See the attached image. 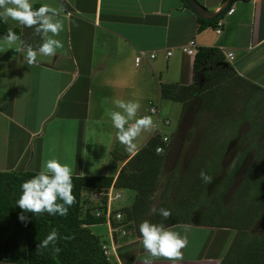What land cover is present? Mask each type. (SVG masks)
Wrapping results in <instances>:
<instances>
[{
	"label": "crops",
	"instance_id": "0c3cea01",
	"mask_svg": "<svg viewBox=\"0 0 264 264\" xmlns=\"http://www.w3.org/2000/svg\"><path fill=\"white\" fill-rule=\"evenodd\" d=\"M197 1L208 10L218 9L222 3V0ZM31 3L33 10L48 4L59 11L62 6L57 18L63 21L64 30L55 38L63 43V49H58L53 57L38 53L39 62L28 64L24 45L30 44L38 51L44 42L42 35L7 20L10 28L18 30L23 43L18 42L11 49L0 46V171H41L43 137L39 136V130L46 124L47 135L54 134V151L46 156L48 160L67 164L72 175H93L104 156L111 169L106 174H96L114 177L135 152L120 143L106 110H119L113 103L115 100L139 101L142 107L138 118L142 114L151 116L162 132L160 118L168 114L169 104L162 102L159 84L192 82L193 55L182 51L189 40L194 41L195 47H216L236 75L264 89V0L232 3L230 14L219 19L218 33L215 25L198 30L196 16L182 0H31ZM5 35L0 33V37ZM138 50L155 55L144 56L135 66ZM227 52L231 53V59ZM203 81L201 78L198 82L201 85ZM151 104L158 108L157 121L153 114L147 113ZM179 107L175 113H180ZM112 128L115 134L106 133L101 146L91 142V138L101 136L102 129L111 132ZM175 131L165 134L172 135ZM149 136L150 132H145L135 141L138 149ZM120 144L122 151H115L113 160L106 162L109 152L114 150L112 146ZM31 150L33 154L29 153ZM121 153H125L123 157ZM133 196L134 191L126 189L124 198L117 199L121 203L115 200L112 204L118 209L129 206ZM166 228L187 236L183 259L177 264H220L235 232L229 227L185 223ZM146 257L151 258L143 248L142 237L132 231L117 239L111 259L116 264H143ZM151 259L152 264H173L164 258Z\"/></svg>",
	"mask_w": 264,
	"mask_h": 264
},
{
	"label": "trees",
	"instance_id": "16d2710c",
	"mask_svg": "<svg viewBox=\"0 0 264 264\" xmlns=\"http://www.w3.org/2000/svg\"><path fill=\"white\" fill-rule=\"evenodd\" d=\"M235 1L247 0H231L229 7ZM221 16L212 21L196 16L197 29L213 27ZM9 30L18 35L16 28L0 20V33L7 35ZM191 70V83H160L159 96L180 103L179 121L195 103L199 114L209 115L208 127L213 122L218 128L229 126L233 161L221 168L229 144L224 140V130H214L216 138L209 141L213 138L210 129L200 137L198 152L191 155L182 173L165 172L166 151L172 140L163 145L160 134H152L114 177L72 175L76 203L67 216L25 213L28 222L18 219L21 209L17 201L21 185L39 172L0 171V262L116 264L113 259H106L101 249L103 241L88 228L104 223L103 216L91 212L103 206L104 197L94 202L87 198L88 194L104 191L112 183L116 188L134 191L130 205L119 210L135 236H141L139 225L144 220L163 223L165 227L176 223L229 227L234 229V237L220 264H227L231 256L230 264H264V89L236 75L216 47L196 46ZM201 78L204 81L200 85ZM242 123L247 124V129L236 134ZM158 145L163 147L161 152L155 151ZM110 153L114 156L113 151ZM124 154L121 153L122 157ZM202 170L212 177V183L218 176L216 191L209 189L212 183L202 181ZM209 203H214L215 208L208 207L212 206ZM153 208L169 209L172 215L164 220L158 212L153 214ZM53 229L60 234L55 245L59 253L54 252L51 244L37 250V245ZM66 236L71 239L65 240Z\"/></svg>",
	"mask_w": 264,
	"mask_h": 264
},
{
	"label": "clouds",
	"instance_id": "9594fccd",
	"mask_svg": "<svg viewBox=\"0 0 264 264\" xmlns=\"http://www.w3.org/2000/svg\"><path fill=\"white\" fill-rule=\"evenodd\" d=\"M63 11L61 6L58 11L48 4L33 10L31 0H0V20L7 22L8 19L18 22L26 28L34 29L36 34L42 35L44 42L39 45L38 51L32 45H24L26 49L25 59L28 64H37L38 53L40 56H56L58 49H63V43L56 39L64 30V23L57 17ZM51 34V35H49ZM18 42L23 43L21 37L12 30L7 35L0 37V46H7L11 49ZM117 110L107 109L105 115L110 118L113 126L117 129L118 140L130 152L138 151L135 141L145 132L153 131L157 125L153 118L144 115L138 118L141 109L139 101H113ZM162 149H157V152ZM200 178L206 184L212 183V177L205 171H201ZM72 169L67 164H61L57 159H50L42 165L38 175L25 181L21 185V195L17 206L21 209L18 219L21 222H28L25 213L41 215L47 213L55 216H67L69 208L76 203L73 195ZM58 201H62L58 202ZM153 214L159 213L164 220L171 217L169 209H152ZM139 232L142 237L143 248L151 258H164L177 264L183 259L182 249L187 246V236H181L166 228L163 223L155 224L144 220L139 225ZM60 239V234L53 229L52 232L37 245V250L47 248L50 244L54 252L59 253L60 249L55 247ZM65 240L71 237H64ZM146 257L143 264H152V259Z\"/></svg>",
	"mask_w": 264,
	"mask_h": 264
},
{
	"label": "rangeland",
	"instance_id": "374dc122",
	"mask_svg": "<svg viewBox=\"0 0 264 264\" xmlns=\"http://www.w3.org/2000/svg\"><path fill=\"white\" fill-rule=\"evenodd\" d=\"M222 19L225 18L224 15L221 16ZM221 29V27L219 28ZM162 102H166L167 104H169V109H167L168 114H166L167 118V122L168 124L163 125L164 126L163 130L161 129V131L163 133H167L166 131L170 132V130L175 131L172 135H168L169 139L172 140L171 146H169L168 151H166V166L164 168V171L167 172L168 170H172L175 172V174L178 173H182L187 161L189 160V158H191V155H195L198 152L199 149V139L200 137H202V135H205V133H209L210 129V135L213 136V138L210 137L209 141L215 140L216 137H214L215 131L218 132L219 130H224L225 133V142L228 143V138L230 137V129L229 126H224L221 128H218L219 126H214L215 122H213V124L206 125V121L209 118V115L207 114H199L197 112V107L195 106V103L193 104V106H191L190 109H187L184 114L182 115L181 120L179 121V111L178 113H175L176 110L181 106L178 102H174L172 100H168V99H161ZM162 112H164V109L162 108ZM175 113V114H174ZM40 116L42 114H39ZM206 125V129L205 126ZM247 129V124L246 123H242L241 126L239 127L238 131H236V134L241 133L242 131ZM47 130H48V126L45 124V126L41 127V129L39 130V136L43 137L42 141H41V158H40V163L39 166L42 167V165H44L46 163V161H48L49 158H47L46 156H49V154L53 153L54 151V144L53 139H54V134H52L51 136L47 135ZM103 130V129H102ZM101 130V136H99V138H95V140H92L93 138H91V142L95 141L97 142V144L99 146H101L104 141H105V134L109 133V134H115V129H110L111 132H105ZM189 133V134H188ZM174 136V137H173ZM173 137V139H172ZM170 141V140H169ZM119 144V143H117ZM193 144V146H192ZM228 146V149L226 150V152L224 153L223 157H222V169H225L227 167V165L230 163V161L233 157L234 154V145L232 143V141H230ZM114 147V148H113ZM112 148L114 150H112L114 153L116 152H121L123 149V146L120 144L118 146L114 145L112 146ZM110 148V149H112ZM36 149V146L34 145V150ZM101 149V147H100ZM126 149V147H125ZM29 153L33 154V151H29ZM110 157H108L107 161H111L113 160V155H111V153L109 152ZM102 160L98 161V163L95 166V174L96 173H108L109 170L111 169V166L107 163L104 162V156H101ZM214 156H212L213 158ZM30 158H32V155L30 156ZM115 159V158H114ZM221 169V170H222ZM111 173V172H110ZM93 174V175H95ZM96 175H101V174H96ZM218 176L215 178V180L213 181L212 185L210 186V190L211 191H216L218 189L217 183H218ZM126 191V189H120V194H121V199L122 200L124 198V192ZM226 194H225V198H226ZM117 200V204L121 203V201ZM119 201V202H118ZM212 206H208V207H213L215 208L216 205L210 204ZM89 230L95 234L98 239L100 241H103L104 243L108 244V228H107V224L106 223H97V224H92L88 226ZM0 264H9V263H0Z\"/></svg>",
	"mask_w": 264,
	"mask_h": 264
},
{
	"label": "built area",
	"instance_id": "2783aa9c",
	"mask_svg": "<svg viewBox=\"0 0 264 264\" xmlns=\"http://www.w3.org/2000/svg\"><path fill=\"white\" fill-rule=\"evenodd\" d=\"M231 12V8L228 7L223 14H230ZM220 26H221V21L217 20L215 23V32H219L220 31ZM182 51L190 54V55H194L195 52V44L194 41L189 40L188 43L186 44V46L182 47ZM170 52H167L166 54L168 55ZM154 53H149L147 54L145 51L143 50H138L137 54L134 57V65H138V63L140 62V60L144 57L147 56L148 58H152L154 57ZM226 56L228 57V59H231V53L227 52ZM148 114H153L155 116L156 121L158 120V108H156V105H149L148 106V110H147ZM146 114H142V116H144ZM160 122L165 125L167 124V118H160ZM152 134H160V139L162 144L166 145L168 143L169 140V136L165 133L160 132L157 127L150 132V135ZM162 149V146H157L155 148V151L157 152V149ZM161 152V151H160ZM86 194V193H85ZM87 195V194H86ZM121 196L120 194V188H116L113 186V184L111 183L104 191H94L90 194H88L87 198L91 199L94 202L99 201V199L104 197V204L101 208H94L91 212L93 215L95 216H103V220L104 223L107 224V228H108V244L106 243H102L101 244V249H102V253L103 255L106 257V259L111 258L112 256L115 255L116 252V244H117V239L119 237H123V236H127L130 234V232H132L133 230L131 228H129L127 226V223L124 222L122 219V213L121 211L113 206V202L117 199H119Z\"/></svg>",
	"mask_w": 264,
	"mask_h": 264
},
{
	"label": "water",
	"instance_id": "95a60500",
	"mask_svg": "<svg viewBox=\"0 0 264 264\" xmlns=\"http://www.w3.org/2000/svg\"><path fill=\"white\" fill-rule=\"evenodd\" d=\"M186 7H188L191 12L206 21H212L215 18L223 15L224 11L229 7L231 0H224L218 9L216 10H208L202 4H200L197 0H182Z\"/></svg>",
	"mask_w": 264,
	"mask_h": 264
}]
</instances>
